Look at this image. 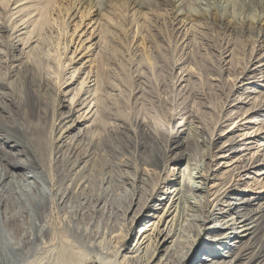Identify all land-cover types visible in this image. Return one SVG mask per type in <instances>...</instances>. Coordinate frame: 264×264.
Masks as SVG:
<instances>
[{"label": "rangeland", "instance_id": "obj_1", "mask_svg": "<svg viewBox=\"0 0 264 264\" xmlns=\"http://www.w3.org/2000/svg\"><path fill=\"white\" fill-rule=\"evenodd\" d=\"M94 1L106 20L105 117L91 130V142L60 147L53 162L43 147L66 108L56 106L46 80L57 71L75 0H0V199L29 190L50 194L51 185L68 191L67 208L47 210L45 221L90 230L76 247L87 257L82 264H100L103 252L115 251L117 236L99 242L98 235L126 224L127 204L166 177V169L155 170L159 178L139 182L146 159L160 165L166 146L170 170L185 165L174 160L185 148L189 162L207 172L209 186L227 185L235 174L229 192L250 197L245 208L263 203L264 0ZM24 62L30 64L26 84ZM32 148L45 153V170L13 169L14 162L32 163ZM243 155L253 156L247 167ZM84 158L88 168L77 167ZM6 228L0 217V237ZM198 246L177 264H189Z\"/></svg>", "mask_w": 264, "mask_h": 264}, {"label": "bare ground", "instance_id": "obj_2", "mask_svg": "<svg viewBox=\"0 0 264 264\" xmlns=\"http://www.w3.org/2000/svg\"><path fill=\"white\" fill-rule=\"evenodd\" d=\"M100 7L94 0H75L69 23L66 24L70 33L60 47L61 53L57 52V71L46 80L48 89L58 97L56 106L66 108L59 113L58 127L51 133L49 144L45 143L43 147L40 141L38 145L39 149L50 148L53 162L57 161L60 147L91 142V130L101 128L99 124L105 117L106 91L103 87L107 69L103 24L106 20L103 23ZM259 22L264 25V16ZM29 65V62L23 65L25 84L31 80ZM27 91V98H31L32 93ZM249 119L246 123H250L252 117ZM258 129L256 127L255 132ZM228 141V149H232L233 139ZM184 149L174 157L178 163L185 161V165H180L176 171L173 168L170 170L167 164L170 157L167 146L159 155L160 165L158 161L146 159L144 176L139 182L148 185L149 177L156 175L155 170L161 173L166 169V177L160 179V174L156 175L159 179L150 185L149 192L146 190L142 197L138 196L127 204L122 219L126 224L112 227L107 235H98L99 242L102 239L111 241L115 236L117 240L115 251L103 252L97 262L177 264L188 258L199 244L198 252L189 264H264V202L245 208L250 197L238 198L235 192H229L235 189L227 186L236 181L234 173L227 185L223 182L219 186L215 183L209 186L207 172L192 165ZM32 150V163L14 162L13 169L24 164L41 166L45 170V153ZM252 157L243 155L241 167H247L251 160L253 162ZM86 163L84 158L78 161L77 167L88 168ZM3 191L4 186L0 184V193L3 194ZM49 192L44 194L29 190L11 200L5 196L0 199V217L5 226L9 225L0 237V264H82L87 258L76 247L90 237V230L74 222L61 225L45 221L47 210H64L71 199L68 191L61 192L52 185ZM158 193L161 195L157 197ZM253 199H257L256 196ZM25 219L26 228L23 226ZM135 225L134 231L130 232ZM188 227L194 231L191 237L186 233ZM185 238L187 241L183 242ZM128 239L130 243L123 247Z\"/></svg>", "mask_w": 264, "mask_h": 264}]
</instances>
